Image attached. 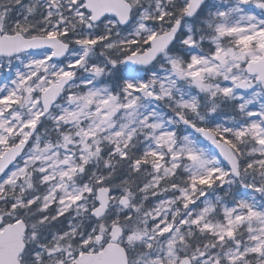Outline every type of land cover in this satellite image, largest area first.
Wrapping results in <instances>:
<instances>
[{
    "label": "snow or ice",
    "instance_id": "obj_1",
    "mask_svg": "<svg viewBox=\"0 0 264 264\" xmlns=\"http://www.w3.org/2000/svg\"><path fill=\"white\" fill-rule=\"evenodd\" d=\"M0 264H264V0H0Z\"/></svg>",
    "mask_w": 264,
    "mask_h": 264
}]
</instances>
